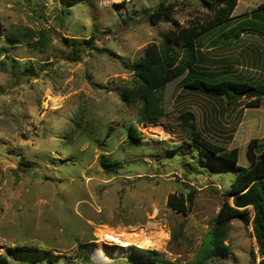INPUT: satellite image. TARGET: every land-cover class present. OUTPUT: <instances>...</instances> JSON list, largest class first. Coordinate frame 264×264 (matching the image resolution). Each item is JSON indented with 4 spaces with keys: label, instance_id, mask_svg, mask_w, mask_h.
<instances>
[{
    "label": "rangeland",
    "instance_id": "1",
    "mask_svg": "<svg viewBox=\"0 0 264 264\" xmlns=\"http://www.w3.org/2000/svg\"><path fill=\"white\" fill-rule=\"evenodd\" d=\"M171 1L178 28L149 21L160 0H0V258L8 264H104L94 255L100 244L105 264H136L130 244L111 230L139 228L162 230L163 246L153 249L167 261L198 257L234 172L217 173L211 165L224 168L218 161L192 155L180 115L194 113L203 136L238 148L247 167L250 140L264 142V96L249 107L241 94L228 108L225 98L185 88L180 76L157 94L160 118L141 120L142 101L127 104L122 94L135 82V61L147 45L207 23L218 10L201 0ZM263 2L238 0L229 21L197 40L195 74L206 67L262 90L264 12L256 8ZM90 37L93 44L84 42ZM131 123L141 139L130 137ZM108 159L118 161L115 170L102 166ZM194 189L187 215L168 206L169 194ZM225 243L230 254L206 264H259L251 223L230 220Z\"/></svg>",
    "mask_w": 264,
    "mask_h": 264
},
{
    "label": "trees",
    "instance_id": "2",
    "mask_svg": "<svg viewBox=\"0 0 264 264\" xmlns=\"http://www.w3.org/2000/svg\"><path fill=\"white\" fill-rule=\"evenodd\" d=\"M201 1L210 9L214 8L215 5L218 7L213 19L198 26L171 31L160 45L157 43L147 45L144 55L135 61V82L132 87L124 88L122 94L123 100L127 104H133L138 100L142 101L141 120L143 121H145L144 118L148 120L160 118L163 110L157 106V94L168 83L180 76H183L182 85L185 88L213 97L225 98L228 108L241 100L240 94L251 98L245 103L249 107H258L262 103V95L250 94L252 90L258 89L252 81L229 76L214 77L216 76L215 72L213 71V74L212 70L209 71L206 67L200 68L205 70H202L205 75L195 74V71L200 67L196 65L199 53L197 40L213 28L229 21L238 3V0H215L216 4L209 0ZM176 4L171 0H160L154 10L148 13L149 21L153 24L161 21L172 22L178 28L180 23L174 18ZM256 9L264 12V2ZM62 12L67 13L69 11L64 8ZM40 34L41 40L49 39L44 31ZM15 38L17 37L14 36L13 40ZM94 40L93 37H90L84 42L93 44ZM72 45V59L77 60L80 57L82 43L76 41ZM26 70L31 72L32 68L27 67ZM260 89L264 90V87ZM180 118L182 119V126L190 134L193 143L192 155L198 156L202 163H206L209 159L218 161L224 168L211 165L213 171L216 170L217 173L225 170L234 172V177L227 190V199L215 217L214 225L204 239L196 259L188 262L167 261L155 249L131 245L129 249L132 251V259L137 260L136 264H206L208 258L212 256L227 257L230 254V246L225 243L228 224L233 218L240 217L246 224L251 223L258 243L259 264H264V142H260L257 138L250 140L246 149L249 165L240 167L238 148L226 149L224 146L204 137L195 123L194 113L185 111L180 115ZM128 131L132 139L139 140L142 138L141 132L135 124L131 123ZM101 162L107 171L115 170L118 165V161L110 159ZM195 191L194 189L187 195L169 194L168 206L178 213L187 215L194 204L195 194L193 192ZM230 197H233L232 203L229 201ZM252 211L253 218L251 220ZM86 258L92 260L90 254ZM44 260L43 258L38 263L44 264ZM46 263L60 264L58 261H47ZM0 264H8V258L2 256Z\"/></svg>",
    "mask_w": 264,
    "mask_h": 264
},
{
    "label": "bare ground",
    "instance_id": "3",
    "mask_svg": "<svg viewBox=\"0 0 264 264\" xmlns=\"http://www.w3.org/2000/svg\"><path fill=\"white\" fill-rule=\"evenodd\" d=\"M50 98H52V97H50ZM59 99H60L59 97L55 98V100H57V101ZM154 225H155V223H154ZM154 230L155 231H152V229H151L150 231L152 233L147 232V235H146L147 230L145 228L144 229L139 228L137 231H133V232H126L125 230L119 231V230H114V229H112L111 231L113 234H119L120 237L123 239V241L128 245L129 244L130 245H137V246L142 247V248L161 247V246H163V243H164L163 242L164 238H162V236H161L162 230L157 231V228H154ZM151 234H154V236ZM166 235H168V234L166 233ZM94 255H97L100 258H102V260L104 261V264L106 263V260L108 261V259H110V258H108L109 255H106V253L102 247V244L99 245V249L97 252L96 251L94 252Z\"/></svg>",
    "mask_w": 264,
    "mask_h": 264
},
{
    "label": "water",
    "instance_id": "4",
    "mask_svg": "<svg viewBox=\"0 0 264 264\" xmlns=\"http://www.w3.org/2000/svg\"><path fill=\"white\" fill-rule=\"evenodd\" d=\"M251 95H255V96H258V95H262L264 96V90H259V89H255V90H252L250 92ZM241 95V94H240Z\"/></svg>",
    "mask_w": 264,
    "mask_h": 264
},
{
    "label": "clouds",
    "instance_id": "5",
    "mask_svg": "<svg viewBox=\"0 0 264 264\" xmlns=\"http://www.w3.org/2000/svg\"><path fill=\"white\" fill-rule=\"evenodd\" d=\"M131 246V245H130ZM151 249H153V248H151Z\"/></svg>",
    "mask_w": 264,
    "mask_h": 264
}]
</instances>
